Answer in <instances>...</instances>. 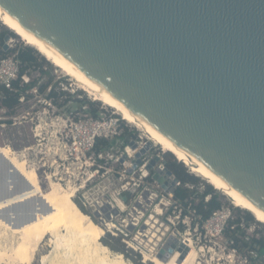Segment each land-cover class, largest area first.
<instances>
[{
  "label": "water",
  "instance_id": "water-1",
  "mask_svg": "<svg viewBox=\"0 0 264 264\" xmlns=\"http://www.w3.org/2000/svg\"><path fill=\"white\" fill-rule=\"evenodd\" d=\"M0 21L264 229V0H0ZM0 170V201L32 189Z\"/></svg>",
  "mask_w": 264,
  "mask_h": 264
},
{
  "label": "rangeland",
  "instance_id": "rangeland-1",
  "mask_svg": "<svg viewBox=\"0 0 264 264\" xmlns=\"http://www.w3.org/2000/svg\"><path fill=\"white\" fill-rule=\"evenodd\" d=\"M3 32L8 33L9 39L5 38L3 44L0 41V50L8 53V60L14 57L11 50L30 46L0 21V34ZM35 50L38 64L29 67L25 78L38 80L42 86L51 80L58 90L67 91L71 97L62 96L55 105L46 98L50 87L43 93L37 89L28 91L27 97L21 98L14 109L1 110L0 144L9 145L19 158L27 161L28 167L37 169L40 182L48 190L51 179L63 185L83 186L74 200L106 231L102 242L110 248L113 256L121 253L126 261L133 264H154L145 261L140 240H135L138 234L147 231L152 221L156 226L151 231L157 236L152 238L153 242L147 243L155 247V252L164 249L169 239L175 238L180 242L189 238L201 251L197 264H263L262 257L247 250L241 243L240 249L234 251L228 237L215 231L222 217L230 216L238 222L240 236L244 233L254 238L264 237V229L260 225L245 220L250 211L236 206L220 194L224 207L209 221L202 223L192 209L189 217H180V210L174 201L176 189L170 192L155 178L160 165L168 167V158L134 133L114 111L66 79L45 56ZM6 62L0 64V76L7 74L12 77L15 74L13 79H17L18 71L14 68L18 70V63L14 59ZM89 102L97 105L89 106ZM94 108L99 109V116L105 120L118 118V124L123 129L121 135L125 134L129 143H124L125 138L117 139L110 147L99 150L101 159L94 151H88L85 157L75 158L71 155L72 142L80 131L90 129V126L79 129L75 123L79 119L93 117L90 109ZM125 186L128 189H123ZM186 186L195 204H198L207 185L199 181L198 185L189 183ZM208 199L209 196L205 201ZM47 246L46 240L32 264H41V255L53 251L54 248ZM53 260L54 255L51 254L48 264H52Z\"/></svg>",
  "mask_w": 264,
  "mask_h": 264
},
{
  "label": "bare ground",
  "instance_id": "bare-ground-1",
  "mask_svg": "<svg viewBox=\"0 0 264 264\" xmlns=\"http://www.w3.org/2000/svg\"><path fill=\"white\" fill-rule=\"evenodd\" d=\"M0 152L11 160L14 168L32 185L31 190L0 201V264H32L46 240L48 246L54 249L51 253L41 255V264H48L51 254L54 255L52 264H133L126 261L121 253L115 256L111 254L110 248L102 242L106 231L74 200L83 186L79 188L72 183L63 185L51 179L49 190H44L37 170L28 167L27 162L20 160L9 147H0ZM160 177L164 178L165 188L170 190L168 187L172 184V177L167 174H161ZM3 181L4 175L0 170V190ZM33 196H41L43 201L32 207V210L30 207L11 206L21 197L25 200ZM154 226L151 221L147 231L141 232L135 239L140 240L145 261L154 264L198 263L201 251L189 238L180 242L175 238L169 239L164 249L155 252V247L149 244L157 236L151 231Z\"/></svg>",
  "mask_w": 264,
  "mask_h": 264
},
{
  "label": "trees",
  "instance_id": "trees-1",
  "mask_svg": "<svg viewBox=\"0 0 264 264\" xmlns=\"http://www.w3.org/2000/svg\"><path fill=\"white\" fill-rule=\"evenodd\" d=\"M7 35V32H3L0 34V41L2 42V44L4 43ZM11 52L14 53V59L18 63V78L12 81L11 88H7L5 85L0 84V113L3 108L14 109L19 104L20 99L26 98L27 92L32 89H37L38 91L43 93L45 92L47 87H50V91L46 93V98L50 100L52 104L55 105H58V100L62 96L70 95L71 97V94H69L67 91L58 90L56 84L52 83L51 80L45 86L38 84V80H30L27 83H24L22 81L21 77L25 74H29V67L38 64V53L33 47H21L15 50H11ZM6 57H8V53L4 52L3 50H0V60ZM90 105L94 107L97 104L94 102H89V106ZM90 113L94 117H100L99 109L97 108H94L93 110L90 109ZM123 138L126 139L125 134L113 140H109L105 137H97L93 151L94 153L99 154L100 149L110 147L114 141ZM124 143H129V139H126ZM0 147H9L12 151H14L9 145L0 144ZM14 153L18 157V154L15 151ZM19 159L25 160L21 158ZM167 165L168 168L172 170V172L180 180V183L177 186L176 191L174 192L175 206L177 209L180 210V217H189V213L192 209L195 213V216L200 217L202 223H204L205 221L210 219L215 213L223 209L224 203L220 192L214 189L209 184L205 187L200 202L198 204H195V201L192 199L191 192L186 185L189 183L198 185V179L193 175L189 174V172H187V169L181 163L177 162V160L173 156H170L168 158ZM42 187L44 190H48L47 187H44V185H42ZM207 196H209V199L208 201H205V198ZM244 218L248 223L254 221V217L251 213L246 214ZM237 223L238 222L232 220L229 217L227 219L224 229L222 230V233L226 237H228L229 242H231V247L235 249H240L241 243L244 248L249 251H255V254L258 255V257L260 256L264 259V237L254 238L244 233L240 236L239 233H241V228ZM181 229L184 230V226H181Z\"/></svg>",
  "mask_w": 264,
  "mask_h": 264
},
{
  "label": "built area",
  "instance_id": "built-area-1",
  "mask_svg": "<svg viewBox=\"0 0 264 264\" xmlns=\"http://www.w3.org/2000/svg\"><path fill=\"white\" fill-rule=\"evenodd\" d=\"M14 57L11 58V60H8L7 57L0 60V64L7 63L6 61H13ZM15 60V59H14ZM16 61V60H15ZM17 63V62H16ZM15 71H19V68L17 70V67L14 68ZM26 74L22 76V79L25 81L24 83L29 82L28 78H25ZM13 77H16L15 74L11 76H8L7 74L3 77L0 76V84L5 85L7 88L12 87V81L14 80ZM86 121V122H85ZM120 121L118 118H112L110 121L108 119L105 120V118L102 117H91L85 120L79 119V122H76V127L79 126V129H81L83 126H90V129L86 132L80 131V134L78 137L74 139L72 142V150L71 155L75 156V158H82L87 155V152L93 151L96 139L97 137H105L109 140H113L119 136H121L122 125L118 124ZM101 153H99L97 156L101 159ZM129 155V152H128ZM101 162V160H100ZM101 171V170H98ZM147 177V175H145ZM180 183V182H179ZM178 183V184H179ZM178 185H176L177 187ZM123 189H128L126 186ZM166 190V189H165ZM216 214V213H215ZM228 216L222 217L220 225L215 229V231L222 233V230L225 227V224L227 222ZM230 217V216H229ZM209 221V219L207 220ZM205 221V222H207ZM204 222V223H205ZM234 251L237 250L233 248ZM255 254V251H252ZM256 255V254H255ZM258 256V255H256ZM264 264V261H263Z\"/></svg>",
  "mask_w": 264,
  "mask_h": 264
}]
</instances>
